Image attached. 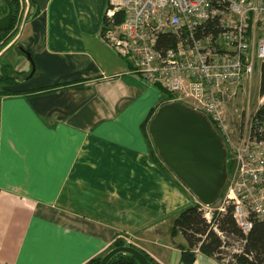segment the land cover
<instances>
[{
	"label": "crops",
	"instance_id": "obj_1",
	"mask_svg": "<svg viewBox=\"0 0 264 264\" xmlns=\"http://www.w3.org/2000/svg\"><path fill=\"white\" fill-rule=\"evenodd\" d=\"M28 1L0 53V79L18 74L0 82L15 93L0 95V264H86L122 237L184 264L172 229L194 195L151 156L143 128L164 94L103 38L109 0ZM194 264L230 263L197 250Z\"/></svg>",
	"mask_w": 264,
	"mask_h": 264
},
{
	"label": "built area",
	"instance_id": "obj_2",
	"mask_svg": "<svg viewBox=\"0 0 264 264\" xmlns=\"http://www.w3.org/2000/svg\"><path fill=\"white\" fill-rule=\"evenodd\" d=\"M19 1L24 12L20 31L29 1ZM118 12L124 20L116 26ZM105 19L103 38L133 72L173 94V103L209 119L234 165L217 204L204 205L195 196L194 204L209 223L215 212L232 208L238 227L249 233L254 219L264 222V128L253 130L256 112L236 109L234 129L228 109L251 89L264 63V0H109ZM165 36H175L176 45L163 46ZM234 253H241L240 246Z\"/></svg>",
	"mask_w": 264,
	"mask_h": 264
},
{
	"label": "trees",
	"instance_id": "obj_3",
	"mask_svg": "<svg viewBox=\"0 0 264 264\" xmlns=\"http://www.w3.org/2000/svg\"><path fill=\"white\" fill-rule=\"evenodd\" d=\"M10 2L12 3V6L14 8V18L10 26L6 30L0 32V53L13 41L15 36L18 34L20 26V21H18L17 19L19 0H10ZM0 6L2 17H4L8 13V6L3 1H0ZM30 16L31 15L29 14L27 19H29ZM114 20V24L116 26L121 25L124 20L123 12H118ZM107 24L108 23H106L105 19L104 29H106L105 26ZM209 31L210 28L205 29L206 33H208ZM161 39H163L162 45L166 48L173 47L177 43V38L175 36H165ZM17 77L18 74L10 65H4L2 67V77L0 79V82L2 84L15 85L17 82ZM160 90L164 94V100L160 108L166 104L173 103V100L175 98L174 95L169 93L165 89L160 88ZM12 94L15 93L6 89L0 92V95ZM260 96H264V63L261 65ZM157 111L158 110H154V112L152 113V117L144 124L143 130L148 137V143L150 145V149L152 150V158L155 161L159 162L162 166L166 167L171 173H173V171L165 165L162 158L159 156L158 150L154 145L153 139L149 132L151 119H153ZM259 128H264V102L260 105L255 115L253 116V130H258ZM225 148L227 152V176H229L233 170L234 163L229 149H227L226 146ZM173 175L175 176L174 173ZM175 180L181 187H183V189L187 188L184 183H182L177 177L175 178ZM223 193L224 188L221 192L220 198L223 196ZM215 204H217V202ZM215 227L224 235L225 239H223L215 231ZM178 234H181L186 240V245L181 246V249L183 250L182 262L184 264H194L196 260L197 250L222 262L223 256L227 254V252L225 253L224 249L228 247V245L230 244L228 241L230 240L238 242L241 248V253L230 254L231 263L264 264V222L254 219L253 228L249 233L245 234L238 227L232 214V208H229L227 213L225 214L215 212L212 222L209 223L204 217V213L201 211L200 205L193 203L176 215L172 229V235L173 237H176ZM123 246H127L126 241L123 238H118L111 245L107 253H109L113 249ZM131 246L135 247L134 245ZM138 250L146 256L149 264H159L145 252L140 249ZM106 254L96 257L86 264H100ZM107 264L140 263L134 256L126 253H120L112 257Z\"/></svg>",
	"mask_w": 264,
	"mask_h": 264
},
{
	"label": "water",
	"instance_id": "obj_4",
	"mask_svg": "<svg viewBox=\"0 0 264 264\" xmlns=\"http://www.w3.org/2000/svg\"><path fill=\"white\" fill-rule=\"evenodd\" d=\"M0 1L8 6V13L0 18L1 32L10 26L14 8L10 0ZM149 130L165 165L202 204H215L227 179V152L209 119L181 103H170L157 111ZM120 253L149 264L146 256L131 245L111 250L100 264H107Z\"/></svg>",
	"mask_w": 264,
	"mask_h": 264
},
{
	"label": "rangeland",
	"instance_id": "obj_5",
	"mask_svg": "<svg viewBox=\"0 0 264 264\" xmlns=\"http://www.w3.org/2000/svg\"><path fill=\"white\" fill-rule=\"evenodd\" d=\"M21 7H22V5H21V3L19 1V10H18V13H17V19L18 20L21 19V18L23 19V16H24V12H23V9ZM260 97L261 96H260L259 82H258V79L255 77L253 79L252 84H251V89H246L245 92H242L241 95L239 96V98L235 101V103L232 106H230L229 109H228L229 118H230V121L232 123V127L234 129H235V124H236V119H237V116L234 115V111L236 109H239L240 111H242L244 109H246V110L251 109L252 112H256L257 109L259 108ZM149 128H150V126H149ZM149 132H150V130H149ZM153 143H154V141H153ZM154 145H155V143H154ZM151 152H152V150L150 149V153ZM175 178H176V176H175ZM185 189H187V188H185ZM228 242L230 244L228 245L227 248L224 249L225 253L227 252V254H225L223 256V261H222L223 263H228V262L231 263L230 254H234V250L237 249L238 246H239V243L238 242H234L233 240H230Z\"/></svg>",
	"mask_w": 264,
	"mask_h": 264
}]
</instances>
